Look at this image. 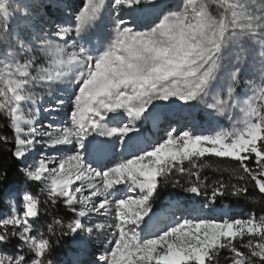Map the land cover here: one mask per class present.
Here are the masks:
<instances>
[{"label":"snow or ice","instance_id":"1","mask_svg":"<svg viewBox=\"0 0 264 264\" xmlns=\"http://www.w3.org/2000/svg\"><path fill=\"white\" fill-rule=\"evenodd\" d=\"M40 6L25 0L13 30L10 0H0V110L14 130L11 139L0 135V144H13L11 156L24 164L23 181L0 166V200L8 204L16 195L23 205L12 201L11 214L0 218V245L19 241L0 264H57L52 253L64 237L72 249L64 264H221L223 250L226 264H264V215L258 222L206 217L218 198H246L249 184L264 197V88L238 99L242 68L226 62L230 47H242L245 38H259L264 47V0H182L177 10L165 0H86L76 8L46 0L44 8L62 9L69 18L55 31L28 23ZM145 14L155 19L144 25ZM19 53L27 55L23 63ZM226 72L231 83L224 96L217 87ZM63 84L71 91L43 108V98L27 91L39 86L51 96ZM209 96V115L233 121L231 131L198 135L191 113L176 111V100L190 109ZM236 110L241 119H234ZM42 112L57 113L53 120L62 114L61 123H38ZM165 120L162 142L143 134L141 125ZM181 120L190 130L174 135ZM38 148V161L28 162ZM206 155L237 161L238 183L220 178L209 189L196 163ZM27 182L42 185L43 201L20 188ZM167 186L206 202L200 207L169 198L157 211L154 203ZM58 203L72 218L66 225L55 218L34 234L32 221ZM94 232L99 254L89 261Z\"/></svg>","mask_w":264,"mask_h":264},{"label":"rangeland","instance_id":"2","mask_svg":"<svg viewBox=\"0 0 264 264\" xmlns=\"http://www.w3.org/2000/svg\"><path fill=\"white\" fill-rule=\"evenodd\" d=\"M29 3L32 2V0H28ZM69 4L72 5L73 8H76L78 5L82 6L86 0H67ZM165 2L172 6L173 10L176 9L177 4L182 5V0H165ZM10 3L12 7L9 9L10 12H13L14 15L10 17L9 23L11 24V27L13 30L17 27L18 24L21 23V16H20V7L25 3V0H10ZM46 3V0H39L40 7H36L33 9L34 16L30 18L28 23L34 24V27L37 31H43V30H52L55 31V24L59 23L60 21H64L69 19L65 12L62 9H53V8H44L43 5ZM126 19L129 17H125ZM155 19V17L151 14H145L144 20L142 23L144 25H147L152 22V20ZM4 20L3 17L0 16V24H3ZM61 26L68 27L71 26L69 24H62ZM23 38L25 40L26 45L31 43L29 39V32L27 29H21ZM62 42V41H57ZM17 52L19 50L17 49ZM264 52V47H262L259 43V38L256 39H248L245 38L241 46H232L228 50L227 53V64L229 68H231L233 65H236L237 63L240 64V67L242 68V71L240 73V83L236 86L238 99L241 101L248 98V96L253 95V93H258L261 88H264V56H261L260 53ZM41 57H43V54H39ZM3 57V50L0 49V58ZM19 61L21 63L24 62L25 59H27V55L25 53H19L18 57ZM238 58V59H237ZM41 66L47 67V60L42 59L41 60ZM32 71V70H30ZM33 75H36L35 71H32ZM231 81L228 76V73L226 72L224 74V77L221 81V83L217 87V91H220L222 95L226 96L227 87L230 85ZM5 86L0 83V90H3ZM29 93H35L36 97L43 98V103L39 106L43 108L44 106L53 104L57 98L61 97V93L67 94L71 91L70 86L67 84L60 85L59 87H56L52 90L51 96H49L48 92L43 88L39 86H32L29 89H27ZM215 93H213L214 95ZM212 97H206L204 102H191L193 107L190 109H185L183 107L184 102L176 100V111L177 113H181L183 111H188L191 113L190 119L195 121L196 128L194 129L195 133L198 135H214L217 131H220L221 129L231 131L233 127V121H229L226 118L220 117L215 118L212 115H209V110L206 108V104L212 103ZM31 104H28V107L25 108V115H28V108H31ZM5 116L7 117V113L3 110H1ZM58 114L55 112L51 113H41V116L38 118V123H52L54 126L61 123L62 120V114L60 117H58L56 120H53V116H57ZM242 114L236 110V115L234 119H241ZM9 119V118H8ZM10 121V119H9ZM142 132L145 135L152 136L157 141L162 142L163 139H166V132L169 130V124L168 121L165 120L160 125L156 126V129H154L153 125L150 123H145L141 125ZM184 130H190L189 129V121L188 120H181L177 124V131L174 133V135H179L180 132ZM42 151V149H37L36 152L29 154L28 156V162H32L34 159L38 161L39 154ZM214 156V155H206L205 157ZM231 159V158H230ZM19 162V161H18ZM204 162V157L200 158L196 161L197 165L199 167H202V163ZM20 163V162H19ZM253 165L252 167H255V162H251ZM185 165L187 166V162H185ZM24 167V164L20 163V169ZM42 187L38 182H27L20 184V188L22 190H26L28 193L36 196L39 200H44L46 197V193L39 192V189ZM121 190H123V186H117ZM211 189V188H209ZM182 195H179V197L172 198L178 202L185 203L187 205L195 204L197 206L202 207L203 203L206 202V197L203 195L198 196L197 198H193L191 196V193H187L181 189ZM15 201L18 204V207L20 209L23 208L22 203L20 202L19 197L16 195H13L9 198V203L6 204L3 200V210L0 213V218H3L6 215L11 214V202ZM167 199H165L164 202H166ZM60 204V209L63 211V218L72 216L71 212L64 207L62 203ZM155 205V203H154ZM215 208L217 209L214 212H208L206 213L207 218H216L219 222H222L223 219H248L252 218L258 222L259 217H255L254 215H249L247 213H240L239 209L228 207L227 209H224L222 205L216 204ZM161 209V208H160ZM158 209V210H160ZM157 210V211H158ZM22 214V213H21ZM35 225L34 234L38 233L39 231H42L41 228L44 225L40 221L35 218L32 221ZM68 221L63 222L65 225ZM100 222H103V218H100ZM45 226V225H44ZM43 226V227H44ZM98 233H93L91 237V243L89 247V254L87 256V259L89 261H94V255L99 254V247H98ZM249 236L246 234V236L243 238L244 243H247V239ZM68 241V247L65 249V257L63 259H54L57 261V264H64V262L67 260L68 256L70 255L71 249V242L70 239L67 237ZM258 242V240H254V243ZM19 244V241L17 239H13L6 245H0V257L15 253L17 251V245ZM244 249V248H243ZM247 251V249H245ZM228 252V251H225ZM229 255V254H228ZM54 255L52 254V257ZM64 256V255H61ZM227 257V256H223Z\"/></svg>","mask_w":264,"mask_h":264},{"label":"trees","instance_id":"3","mask_svg":"<svg viewBox=\"0 0 264 264\" xmlns=\"http://www.w3.org/2000/svg\"><path fill=\"white\" fill-rule=\"evenodd\" d=\"M238 85V84H237ZM236 85V86H237ZM0 135H6L10 139L14 136V130L10 127V121L5 116V114L0 110ZM13 148V144H0V166L6 167L10 175L17 181H23V173L20 171V163L11 156L9 149ZM250 163V167H252ZM202 177H208L209 188L212 186V181L223 178L226 182L231 180L232 184H237V177L242 175L241 170L239 169L238 162L230 158H219L215 156L204 157V162L202 167H200ZM22 184V183H21ZM181 188H174L172 186L164 187L160 190V196L155 201L154 208L155 210L164 205L165 199L179 197L182 195ZM42 201V200H41ZM217 204L219 205H233L240 207V213L252 214L255 217L264 215V197H262L257 190H255L251 184H249V194L246 198H235L232 196H225L223 198H218ZM62 206V205H61ZM60 204L58 203L55 206L49 205L47 208L48 215L42 214L37 218L38 221L43 223L41 230L46 231V225L52 223V220L55 218L61 219L63 222L69 221L72 216L63 218V211L60 209ZM3 210V202L0 200V213ZM56 227V225H53ZM235 243V242H234ZM237 246L240 245L237 243ZM68 247L67 237L62 238L61 244L53 250V257L55 259H63L65 257V249ZM240 250L246 251L241 248ZM223 250L220 253L221 264H226V258L223 256H228L229 252ZM64 255V256H61Z\"/></svg>","mask_w":264,"mask_h":264},{"label":"water","instance_id":"4","mask_svg":"<svg viewBox=\"0 0 264 264\" xmlns=\"http://www.w3.org/2000/svg\"><path fill=\"white\" fill-rule=\"evenodd\" d=\"M191 196H192L193 198H197V197H198V196L195 195V194H191Z\"/></svg>","mask_w":264,"mask_h":264},{"label":"bare ground","instance_id":"5","mask_svg":"<svg viewBox=\"0 0 264 264\" xmlns=\"http://www.w3.org/2000/svg\"><path fill=\"white\" fill-rule=\"evenodd\" d=\"M154 127V126H153ZM154 129H156V127H154Z\"/></svg>","mask_w":264,"mask_h":264}]
</instances>
